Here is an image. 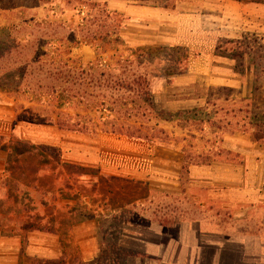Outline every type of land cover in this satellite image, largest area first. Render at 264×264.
Masks as SVG:
<instances>
[{"label": "rangeland", "instance_id": "obj_1", "mask_svg": "<svg viewBox=\"0 0 264 264\" xmlns=\"http://www.w3.org/2000/svg\"><path fill=\"white\" fill-rule=\"evenodd\" d=\"M175 1L150 0L149 3L171 7ZM177 1L186 11L187 3L192 4L191 11L196 12L197 19L196 33L193 29H185L187 22L182 20L179 41L184 46L142 48L140 54L148 56L145 69L150 76V91L152 100L155 101L153 112L157 114L188 108L189 103L180 105L174 102L191 93L184 90V87L189 86L187 71L201 67L203 72L215 64L217 67L228 65V62L200 60V55L206 56L207 47L212 46L215 40L218 39L219 53H227L225 55L228 56L234 46L226 43L230 41L226 37L236 36L244 25L246 33L239 35L241 39L247 37V41L259 42L264 47V9L255 6L250 0ZM11 5L12 1H9L7 9L0 10V26L19 21L16 17L19 4L16 7ZM225 5L229 6V12H218L217 8ZM236 6L241 7L237 11L238 23L234 15L230 14L233 11L231 7ZM185 10H180L182 16L188 14ZM26 11L29 13L25 15L26 20H29L32 13L29 9ZM38 14L41 15L42 12ZM48 16L67 23L73 21L74 24L78 20L76 16L69 14L64 18ZM211 16L218 22L214 31L204 23ZM256 17L262 25L261 31L256 28L259 22L255 20ZM118 22L119 19H116V23ZM230 29L233 30L230 32ZM235 30L238 32L233 35L232 31ZM85 51L84 55H87ZM117 53L125 55V48H118ZM261 53H264V49ZM236 66L240 72L251 70L250 64L245 61H238ZM181 74L183 76L179 77ZM202 76L204 79V74ZM262 77L256 88H264ZM243 82L248 89L255 88L249 72L244 74ZM220 93L222 95L209 99H217L214 103L219 105L218 109L225 104L222 97L226 95V91ZM6 98L0 94V103L6 101ZM258 104L264 106V97ZM245 106L246 104H242L238 107ZM172 117V123L159 124L158 130L166 134L156 133L159 139L149 143L123 136L99 138L66 132L59 134L55 129H43L35 125L15 129L9 121L0 120V159L5 161L6 173L2 188L10 189L13 184L27 186H19L21 188L16 190L21 191V200L17 205L14 203L18 200L13 199L16 197L15 191V194L12 189L9 193L1 192L13 204L12 208H2L0 205L2 219H5V211H13L9 214L12 217L9 218L10 221H4L1 225L7 226L10 232L19 233V237L13 239V244L0 242V264H99L107 262L110 250H118L116 254L119 264H179V257L188 259L187 264H264V198L262 202L251 204L250 208L246 206L244 211L230 208L220 217L215 215L216 221L207 210L204 213L201 207L186 200V196L165 193L164 196L152 195L144 202L134 200L145 194L140 188L142 181L139 173L144 171L145 165L151 166L148 151L157 147L174 150L179 147L176 144L180 143L182 135H187L180 131L186 124L177 122L178 117ZM238 117H243V114ZM131 123L137 128L141 124L153 126L156 122L134 119ZM28 132L31 133V141L25 135ZM249 135L245 137L253 139ZM248 139L244 150L251 153V157L256 152L257 161L253 167L246 169L244 184L249 189L259 185L264 187V144L249 146ZM227 142L228 147H232L235 140ZM52 149L56 151L52 152ZM28 155L31 157H27ZM222 158L227 162L242 163L240 156L223 154ZM181 179L186 182L185 176L181 175ZM28 187H35L36 191L29 192ZM157 221L165 225V235L170 237L177 238L176 226L186 223L196 226V222L205 225L206 229L210 227L208 223L211 226L219 224V232L223 235L222 238L208 237L196 241L193 234L185 231L183 241L186 246L182 243L179 246L168 243L167 246L164 238L158 240L153 234L147 233V226ZM157 242H161L158 246L160 252H156ZM96 258L99 263L93 262Z\"/></svg>", "mask_w": 264, "mask_h": 264}, {"label": "trees", "instance_id": "obj_2", "mask_svg": "<svg viewBox=\"0 0 264 264\" xmlns=\"http://www.w3.org/2000/svg\"><path fill=\"white\" fill-rule=\"evenodd\" d=\"M9 1L13 7L21 5L16 13L19 21L0 26V93L21 102L19 109L23 112L16 115L13 125L28 122L68 133L96 136L102 132L143 142L159 139L156 133L166 134L158 130L157 123L171 121L173 117L169 113L153 112L150 76L145 69L148 56L140 55L139 50H127L125 55L117 53L124 46L120 38L125 22L122 15L96 3L66 0L65 7L86 10L80 24L54 22L47 16L35 19L34 15L26 20L27 9L49 4L50 0H0V10H6ZM250 2L264 6V0ZM246 38L226 41L234 46L228 57L236 64L238 61L250 64L256 88L264 74V53H261L264 47ZM81 46L93 50V61L83 62L72 55ZM216 50H220L218 46ZM234 69L238 71L237 66ZM24 103L29 105L26 109ZM241 113V130L250 133L258 144H264V113L251 111L249 105L231 108L232 116ZM179 116L185 124L196 127L207 124L210 130L226 123V119L220 121L213 111L200 120L195 112L187 111ZM134 119L156 123L136 128L131 125ZM226 124L231 126L230 122ZM213 140L211 146L215 149ZM214 152L219 154L218 150ZM188 158L182 166L183 176L192 162ZM210 161L203 155L196 163ZM116 251L110 250L106 263H99L98 258L93 262L119 264Z\"/></svg>", "mask_w": 264, "mask_h": 264}, {"label": "crops", "instance_id": "obj_3", "mask_svg": "<svg viewBox=\"0 0 264 264\" xmlns=\"http://www.w3.org/2000/svg\"><path fill=\"white\" fill-rule=\"evenodd\" d=\"M65 1L66 0H50L49 4H40L39 6H33L32 8H29V12H31L32 15L35 16V19H42L43 17L47 16L54 22L62 23L67 22L63 20L60 21L55 18L52 19L48 15L62 18H64L67 14L74 15L76 16V18H78L75 25L80 24L82 22L84 14L86 13V10L83 7L78 8L77 10L65 7ZM79 1L99 4L100 6H104L107 11L122 15L124 17L125 22L123 28L120 31V38L124 43L123 48H125V54L127 50H139V54H141L142 48H157L159 46H184V44L180 43L179 41L180 30L182 27L180 25V22L182 20H185L187 22L185 25V29H193L194 33H196L197 31L196 12L191 11L192 4L190 3H187L188 9L186 8V11L185 9H182L180 7L181 5L177 0L171 7H166L164 4L159 3L150 4V0ZM20 5L21 4H19V6ZM254 5L264 9V6L261 4ZM16 6H18V4H16ZM229 6H221L220 8H217V10L218 12L225 14L229 12ZM222 8L224 9L221 11ZM231 9L233 11H230V14L234 15V19L236 23H238L239 15L237 14V11L241 10V7L236 6V8L231 7ZM180 10H185L186 12H188V14L186 13V15L182 16ZM12 12L14 11L12 10ZM39 12H42V14H38ZM55 13H57V15ZM79 14H81V16H78ZM257 17L255 18V20L259 21ZM68 23L74 24L73 21H70ZM204 23L207 27L210 26V29L212 31H214L213 28H215L216 24H218V22H216V19H213V16H211L210 18H206V21H204ZM214 23L215 25H212ZM238 26L240 27L241 23ZM261 27L262 25L259 21L256 24V28L261 31L264 28ZM244 28L245 27L243 25V28L239 31V33H237L238 30L232 31L234 32L233 35L236 33L237 35L233 37H226V39H239L240 34L246 33ZM231 30L233 29H230V32ZM217 31L218 30H216V32ZM217 42L218 39L215 40L212 46L207 47L206 56L200 55V60L209 62L213 61L214 63L228 62V65L223 64L222 67H217V65L215 64V66L205 69L203 72L201 70V67H198V69L195 70L187 71L189 77V86L184 87V90L191 93L184 99L176 100L174 102L180 103V105L183 103H189L190 105H188V108H178L175 112L166 113L175 116V118L178 117L179 121L177 122L185 124L184 120L179 116L180 113L184 114L187 111L195 112L199 115L200 120V118L204 117L205 114L213 111L215 112V116H217L220 121L226 119V123L230 122L231 126H226L227 124L224 123L219 124L220 128L216 126L213 130H210L207 124H200L196 127L188 123L182 130H180L182 133L186 132L187 135H182L183 137H181V139L179 140L180 143L176 144L179 147L174 150L157 147L156 149H151L150 151H148V153L150 154V157H148V159L150 160L151 166L149 164L145 165L144 171L139 173L140 179L143 182H140V188L145 192V194L140 199H134L136 201L144 202L152 195L162 194L164 196L165 193L173 196H186V200L190 201L191 204H194L197 207H201V210H203L204 213L205 210H207L208 213L212 214L215 221L217 217L215 215H218V217H220V215L226 213L230 208H240L242 209V211H244L246 206L250 208L251 204L260 202L264 198V187H261V185L255 187L254 189L245 187L244 175L246 174V169H249L251 166L253 167L255 165L257 161V155L256 152H254L253 154L255 156L251 157V153L244 150L245 141L246 139H248L247 137H245V135H249L250 133H245L244 131H242L241 125L243 122H241L239 117L232 116L233 114H231L232 107L239 108L238 106L242 104L249 105V109L251 111H254L256 113H264V106L261 107V104H258L261 102V98L263 99L264 97V88L258 87L248 89V87H246L243 82L244 74L249 72L250 76L253 78L252 70L248 69L247 72H245V70L241 72L235 71L234 68L236 66V62L225 54L218 53L219 51L216 50ZM84 50H86L85 52H87V55H84ZM72 55L80 58L83 62H90L95 59L94 52L89 46H81L78 49L73 50ZM202 74H204V79H202ZM180 76L183 75L181 74L179 75V77ZM224 91H226V95L222 98H224L223 101L225 102V104L223 105V107L218 109L219 105H216L214 103V100L217 99H214L213 101H209V99L210 97L214 98L222 95V93L220 92ZM2 95L5 96L4 94ZM20 104L21 102L7 97L6 101L0 103V120L9 121L11 123V127L15 129H21V127H24L25 125L30 128V125L35 124L28 122H18L17 124L13 125V121L16 115L23 112L19 109ZM154 104L155 101H153V105ZM28 106V104H25L24 109H26ZM228 112L229 116H226V113ZM221 115L224 117H221ZM160 123L170 124L172 123V119L168 122L159 120L157 124L159 125ZM35 126H40L43 129H55L59 134L64 133L63 131H59L55 127L51 126ZM158 127L160 128V125ZM201 127L204 129L203 131L201 130ZM25 135H28V139L31 141V133L28 132ZM103 136L115 137V135L102 132L98 133L95 137L101 138ZM25 138L27 139V137ZM214 138L216 141V146L215 149H212L211 144L213 143ZM227 140H235L234 146L228 147ZM247 142H249V146H253V144L258 145V143L253 139H248ZM214 150H218L219 154L214 152ZM223 154L234 155L235 157L240 156L242 163L237 164L227 162L222 158ZM203 155H207L211 159V161L208 164H197L196 162H198L200 156ZM27 157H31V155H28ZM188 157H191L192 162L188 166L187 174L185 175V182L181 179V173L182 166L186 164V161H189ZM248 171H251V169ZM4 178H6L5 161L3 159H0V205L2 208H6L8 206L9 208H12L13 204L9 203V198H6L5 195V197H3V193L1 192L7 191L9 193V191L12 189L13 194H15L16 190L21 188L19 186H22L23 188H26L27 186L25 184H13L12 188L10 189L9 187L2 188V180H4ZM27 190L29 192L36 191L35 187H28ZM20 194L21 191L18 190V192H16V197H13L15 201L18 200L14 203V205H17L20 202ZM11 212L13 213V211L11 210H9V212L5 211V219H2L0 217V242H11L13 244L15 243L13 239L18 238L19 233H15V231L10 232L8 231L9 228H7V226L2 227L1 225V223L4 221H10L9 218L12 217L11 215L9 217V214H11ZM204 221H206V219H204ZM196 223V226H190L187 223L176 226L178 235H176L177 238L165 235L167 228L162 224V222L159 221L148 225L147 233L149 235L153 234V236H155L158 240L164 238L167 246L168 243H170L171 246H179L180 243L186 246V243L183 241V239L185 238V231L193 234V238L196 241L208 237L222 238L223 234L219 232V230H221L219 224H214L213 226H211L210 223H208L210 227L206 229V227H204L205 225H202V223ZM157 244L155 246L158 250V246L161 245V242H157ZM193 245L195 246V243H193ZM193 245L190 244L189 246L193 247ZM157 250L156 252H160V250ZM146 252L147 254L149 253L148 250H146ZM81 253L82 255H84V251L82 248ZM94 253L95 251H93V254ZM189 259L191 260V258ZM178 262L179 264L184 262L185 264H187V262L189 261L188 259H180L179 257Z\"/></svg>", "mask_w": 264, "mask_h": 264}]
</instances>
